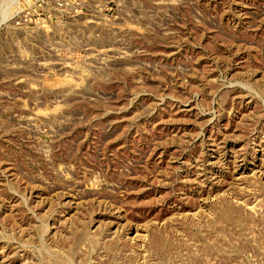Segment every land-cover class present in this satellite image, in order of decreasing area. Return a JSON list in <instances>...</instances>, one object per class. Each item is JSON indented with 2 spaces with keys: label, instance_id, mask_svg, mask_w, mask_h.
Wrapping results in <instances>:
<instances>
[{
  "label": "rangeland",
  "instance_id": "rangeland-1",
  "mask_svg": "<svg viewBox=\"0 0 264 264\" xmlns=\"http://www.w3.org/2000/svg\"><path fill=\"white\" fill-rule=\"evenodd\" d=\"M0 264H264V0H0Z\"/></svg>",
  "mask_w": 264,
  "mask_h": 264
},
{
  "label": "built area",
  "instance_id": "built-area-1",
  "mask_svg": "<svg viewBox=\"0 0 264 264\" xmlns=\"http://www.w3.org/2000/svg\"><path fill=\"white\" fill-rule=\"evenodd\" d=\"M59 5H62L61 3Z\"/></svg>",
  "mask_w": 264,
  "mask_h": 264
}]
</instances>
